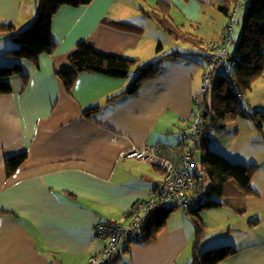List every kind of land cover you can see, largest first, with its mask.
I'll return each mask as SVG.
<instances>
[{
	"label": "crops",
	"instance_id": "obj_1",
	"mask_svg": "<svg viewBox=\"0 0 264 264\" xmlns=\"http://www.w3.org/2000/svg\"><path fill=\"white\" fill-rule=\"evenodd\" d=\"M158 1L94 0L84 7H62L51 26L56 51L40 56L36 64L4 57L17 44L0 38V66L18 64L28 77L23 91L21 78L10 77L11 93L0 95V211L12 214L0 217V264H89L106 245L95 238V226H129L134 205L163 181L156 165L120 154L130 148L180 145L200 93L203 65L165 59L163 71L135 94L122 93L128 76L82 73L69 93L55 76L84 41L104 55L139 64L155 63L174 51L187 53L141 14ZM166 1L173 25L204 42L220 43L228 22L219 10L223 0ZM36 12V0H0V23L12 24L16 31L26 28ZM105 19L142 30L113 28ZM91 108L96 109L83 116ZM238 123L244 131L239 127L228 143L241 139L244 145L224 153L247 160L245 166H260L251 180L256 196L247 198L243 215L227 208L206 212L203 219L215 222L219 232L206 230L201 246L223 242L238 250L221 264H264V150L252 145L263 139L247 120ZM21 153L27 154L26 161L7 178L5 160ZM193 239L189 218L170 215L155 241L131 244L118 264H190Z\"/></svg>",
	"mask_w": 264,
	"mask_h": 264
},
{
	"label": "trees",
	"instance_id": "obj_2",
	"mask_svg": "<svg viewBox=\"0 0 264 264\" xmlns=\"http://www.w3.org/2000/svg\"><path fill=\"white\" fill-rule=\"evenodd\" d=\"M93 1L36 0L37 14L26 28L16 31L12 24L0 23V38L11 39L17 44L16 48L6 50L3 56L36 64L40 56L54 54L57 48L51 38L54 15L62 7L79 8L88 6ZM235 3L236 0H223L219 6V10L228 16L220 43L204 42L203 39L173 25L170 22L171 6L169 2L159 0L151 11H141L143 17L152 20L172 41L193 45L197 52L179 53L174 51L162 56L155 63L139 64L134 59L104 55L98 52L91 42L84 41L76 45L75 50L68 56L67 65L56 71L55 76L61 82L64 90L69 93L77 77L82 73H98L111 78L124 79L134 70V78L122 93L135 94L143 82L155 78L163 71L161 63L165 59L172 61L185 59L199 64L190 54H195L205 61L204 74L211 52L209 45H224V37L227 35L228 24L232 20V9ZM243 8H245V13L239 39L231 51L230 48L234 42L232 38L231 46L227 50L226 74L219 69L212 70L207 88L202 95V120L197 135L193 139L192 151L194 156L197 152L199 153L198 161L204 169V177L209 182V188L204 193L205 201L202 204L184 211L192 223L194 231L190 264H221L238 253L236 248L228 244L200 252L207 230L202 213L210 209L227 208L236 215H243L246 212L247 198L256 196L251 187V180L260 166L231 163L209 148L210 132L212 130L222 131L229 123L237 119H245L251 123L252 128L261 134L264 141V112L247 109L243 104L244 95L251 91L255 81L261 78L264 72V0H247L241 9ZM241 9L234 18V26L238 23L237 19ZM103 23L117 29L134 32L142 30L139 25L124 21L105 19ZM199 65L202 66V64ZM13 76L21 78L22 91L24 90L28 77L23 73L21 67L18 64L0 66V95L11 93V87L7 80ZM237 95H240L241 99H238ZM115 97H111V100ZM95 109L84 111L83 116L88 117ZM26 159V153L6 159V177L10 178L14 175ZM176 209L178 208L171 205L159 204L150 211L140 225L138 242L151 243L155 241ZM3 214L12 215L11 212L0 211V217ZM249 224L256 226L257 222L252 221ZM128 249L129 246L102 264H118L121 256L128 252Z\"/></svg>",
	"mask_w": 264,
	"mask_h": 264
},
{
	"label": "built area",
	"instance_id": "obj_3",
	"mask_svg": "<svg viewBox=\"0 0 264 264\" xmlns=\"http://www.w3.org/2000/svg\"><path fill=\"white\" fill-rule=\"evenodd\" d=\"M247 0H236L232 9V20L229 22L223 46L209 45L210 54L202 76L199 95L193 101L189 127L182 133L181 143L175 148L148 146L130 148L120 156L127 160L148 162L156 165L163 173V181L154 187L149 198L137 202L129 213L130 224L100 223L95 226L94 236L105 242L102 252L91 256L89 264H102L120 250L139 241V229L146 215L159 204L171 205L183 211L196 208L205 201L203 192L204 169L193 155V139L196 137L202 120V95L207 88L210 72L219 69L226 74V54L232 43L234 18ZM241 99L240 95H237Z\"/></svg>",
	"mask_w": 264,
	"mask_h": 264
},
{
	"label": "rangeland",
	"instance_id": "obj_4",
	"mask_svg": "<svg viewBox=\"0 0 264 264\" xmlns=\"http://www.w3.org/2000/svg\"><path fill=\"white\" fill-rule=\"evenodd\" d=\"M244 13H245V8L241 9L240 12H239V16H238V23L234 26L233 28V32H232V38L234 39V42L230 48V50L232 51L234 46H235V43L236 41H238L239 39V36H240V31H241V26H242V21H243V16H244ZM182 48V46L184 47V50L187 51V52H197V49L193 46V45H186L185 43H179ZM191 57H193L199 64H202L204 65V60L201 58V57H198V56H195V54H190ZM146 62L147 61H150L148 59L145 60ZM199 67V66H198ZM203 67V66H202ZM200 69V68H199ZM132 75H133V78L135 76V72L134 70H132L129 74H128V77L129 79V83L132 81ZM128 85V84H127ZM243 104L244 106L247 108V109H254V110H259V111H262L264 112V72L262 74V77L259 78L257 81H255V83L253 84L252 86V89L251 91L247 92L245 95H244V98H243ZM245 119H237L231 123H229L227 126H226V129L222 130V131H215V130H212L210 132V135H209V138H210V142H209V148L210 150L214 151V152H217L221 155L224 154V151H230V150H233V147L235 144H238L241 143L242 145L243 144V141L241 139H237L236 141H233V142H239V143H232V144H229L228 141L231 139L233 140L234 138H236L235 136V133L239 130V123L238 122H244ZM246 122V121H245ZM248 126H252L251 123H248ZM249 128V127H248ZM241 133H243L244 129L241 128ZM256 134H258L260 136V134L257 132ZM263 134H264V129H263ZM240 135V134H239ZM259 142H255L253 143L252 145L258 149V151H260V153H263V150H264V141H262L261 139L258 140ZM226 149V150H225ZM232 153V152H231ZM230 155L228 158L231 160V161H237L239 163H241L242 165H244V162L243 161H247L245 159H243V161H240L236 158V156L234 154H228ZM238 157V156H237ZM195 158L197 160H199V153L197 152L195 154ZM246 163V162H245ZM209 188V182L208 180L204 177V180H203V192H207ZM217 209H210V210H206L202 213V217L206 214V212H219V211H216ZM177 213H180L182 214L183 216L185 215L187 218L188 216L184 213V211L180 208L176 209L171 215L173 216H176ZM213 214H216V213H213ZM204 222L205 224L207 225V232L209 234H218L219 231L218 230V225L215 223V222H212L211 220L207 219L205 220L204 219ZM223 242H220V243H217L218 245L216 246H211V245H215V244H206V246H201L200 247V252L202 251H207V250H210V249H214V247H218V246H222L224 244H221Z\"/></svg>",
	"mask_w": 264,
	"mask_h": 264
}]
</instances>
